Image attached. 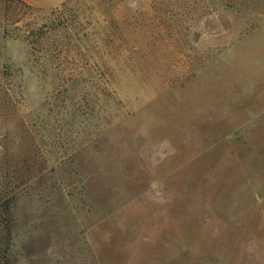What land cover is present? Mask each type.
<instances>
[{
	"label": "rangeland",
	"instance_id": "obj_1",
	"mask_svg": "<svg viewBox=\"0 0 264 264\" xmlns=\"http://www.w3.org/2000/svg\"><path fill=\"white\" fill-rule=\"evenodd\" d=\"M0 264H264V0H0Z\"/></svg>",
	"mask_w": 264,
	"mask_h": 264
},
{
	"label": "crops",
	"instance_id": "obj_2",
	"mask_svg": "<svg viewBox=\"0 0 264 264\" xmlns=\"http://www.w3.org/2000/svg\"><path fill=\"white\" fill-rule=\"evenodd\" d=\"M23 3L40 9H52L64 4L68 0H20Z\"/></svg>",
	"mask_w": 264,
	"mask_h": 264
},
{
	"label": "trees",
	"instance_id": "obj_3",
	"mask_svg": "<svg viewBox=\"0 0 264 264\" xmlns=\"http://www.w3.org/2000/svg\"><path fill=\"white\" fill-rule=\"evenodd\" d=\"M9 206L6 208L5 213L8 215V219H6V223L4 225V227L2 228V234L4 235V237H6L7 240L10 239V234H11V225H10V212H9Z\"/></svg>",
	"mask_w": 264,
	"mask_h": 264
}]
</instances>
